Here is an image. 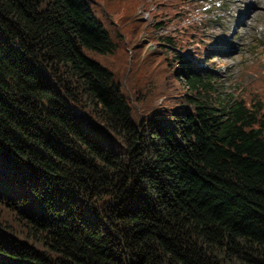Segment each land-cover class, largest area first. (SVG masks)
Returning a JSON list of instances; mask_svg holds the SVG:
<instances>
[{
  "label": "trees",
  "instance_id": "obj_1",
  "mask_svg": "<svg viewBox=\"0 0 264 264\" xmlns=\"http://www.w3.org/2000/svg\"><path fill=\"white\" fill-rule=\"evenodd\" d=\"M224 6L0 0V264H264V95L217 85Z\"/></svg>",
  "mask_w": 264,
  "mask_h": 264
},
{
  "label": "rangeland",
  "instance_id": "obj_2",
  "mask_svg": "<svg viewBox=\"0 0 264 264\" xmlns=\"http://www.w3.org/2000/svg\"><path fill=\"white\" fill-rule=\"evenodd\" d=\"M224 1L223 9L215 8L220 19L219 25L216 23L214 24L216 28L209 29L214 32L213 42L221 40L225 44L215 48L211 54V69L219 77L217 85L225 90H232L233 86H237L236 83H240L243 84V94L246 97L257 91L251 86L257 87L259 93L264 95V15L257 6L251 13L256 12L258 15L250 14L241 18V10L245 5L237 9L233 4L234 0ZM259 2L264 5V0ZM140 14L143 19L150 20L146 12L142 11ZM114 40L117 42V39ZM143 41L154 49L153 41L148 39ZM98 58L102 63H106L108 59L102 56ZM23 192L28 194L25 190Z\"/></svg>",
  "mask_w": 264,
  "mask_h": 264
},
{
  "label": "bare ground",
  "instance_id": "obj_3",
  "mask_svg": "<svg viewBox=\"0 0 264 264\" xmlns=\"http://www.w3.org/2000/svg\"><path fill=\"white\" fill-rule=\"evenodd\" d=\"M259 1L260 0H234L233 4L237 7V9H239L242 5H245V8H242L241 10V18H244L245 16L250 15V14L251 16L258 15L259 13H256V12L251 13V11L255 9L257 6L259 7V10L262 11V14L264 15V5L260 4ZM239 22L240 21H238V23ZM217 43L218 45L215 48H220L225 45L224 42L221 40H219Z\"/></svg>",
  "mask_w": 264,
  "mask_h": 264
}]
</instances>
